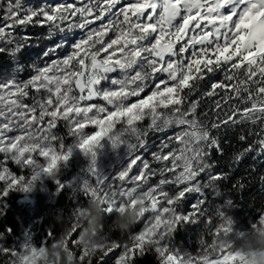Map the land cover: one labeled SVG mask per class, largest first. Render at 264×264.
Instances as JSON below:
<instances>
[{"label":"snow or ice","instance_id":"snow-or-ice-1","mask_svg":"<svg viewBox=\"0 0 264 264\" xmlns=\"http://www.w3.org/2000/svg\"><path fill=\"white\" fill-rule=\"evenodd\" d=\"M5 58L0 264H264V0H0Z\"/></svg>","mask_w":264,"mask_h":264},{"label":"trees","instance_id":"trees-1","mask_svg":"<svg viewBox=\"0 0 264 264\" xmlns=\"http://www.w3.org/2000/svg\"><path fill=\"white\" fill-rule=\"evenodd\" d=\"M35 3L37 0H31ZM7 63V58L0 60V65H5ZM254 163L253 160L247 159L237 166L232 172V178L229 181V188H226L225 191L232 197L236 204L235 212L242 218L252 217L260 212L261 208H264V185H261L258 180L259 172L251 173L249 171L250 165ZM259 165L257 168L259 169ZM253 176H256V179H252ZM243 177L245 181V188L240 190H231L230 185L234 183L238 178ZM99 213L98 208L95 209ZM98 222L102 223V218L99 213ZM186 243L191 244V240L186 236ZM151 257L149 261H151Z\"/></svg>","mask_w":264,"mask_h":264},{"label":"rangeland","instance_id":"rangeland-1","mask_svg":"<svg viewBox=\"0 0 264 264\" xmlns=\"http://www.w3.org/2000/svg\"><path fill=\"white\" fill-rule=\"evenodd\" d=\"M117 167L119 166L118 164L116 165ZM110 171H112L113 169H109ZM62 203L65 205V206H68L70 207V202L65 199L62 201ZM91 207V211H92V215L90 217V223L88 225V228H89V231L85 234L87 235L90 231H93V230H96V231H99L100 227H101V224L100 222H98V215L99 213L95 211L96 207L95 205H92L90 206ZM234 214L236 216V218L238 219V221H240L241 223L245 222V221H250L252 218H254L255 216L258 215V213L252 217H246V218H241L234 210ZM67 223V221H65ZM120 223H122L124 226L126 225L127 221L124 219L123 221H121ZM240 227H243V225H240ZM186 236L191 240L190 242L192 243L191 244H187L186 243ZM203 233H200L198 235V238L196 236V234H193V233H187V234H183V239L180 241V246L181 247H186L187 250L189 251H195L196 250V245L197 243L199 242L200 239H203ZM228 240V236L227 235H223L221 238H219V240L217 242L219 243H224L225 241ZM251 242L252 244H254L255 246L257 247H260L262 246V244H264V241H261L259 239H256V238H253L251 239V241H238V243H244V244H247ZM55 249V248H53ZM53 249H51V251L53 253H57L58 251H53ZM54 260H55V256H50L48 261H47V264H54Z\"/></svg>","mask_w":264,"mask_h":264},{"label":"clouds","instance_id":"clouds-1","mask_svg":"<svg viewBox=\"0 0 264 264\" xmlns=\"http://www.w3.org/2000/svg\"><path fill=\"white\" fill-rule=\"evenodd\" d=\"M124 219L127 221V223L125 225V230H127L128 222L131 221V214H129L128 216L124 217ZM95 239H96V234H95L94 231H90L87 235H85V240H87V241H92V240H95ZM53 251L54 252L55 251H59V249H53Z\"/></svg>","mask_w":264,"mask_h":264}]
</instances>
